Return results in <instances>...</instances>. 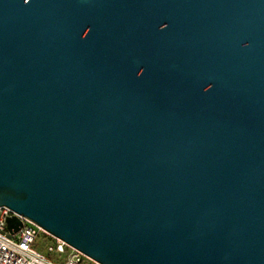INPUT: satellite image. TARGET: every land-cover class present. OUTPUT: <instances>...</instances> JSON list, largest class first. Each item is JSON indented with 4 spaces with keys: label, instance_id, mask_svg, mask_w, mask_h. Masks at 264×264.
Instances as JSON below:
<instances>
[{
    "label": "water",
    "instance_id": "obj_1",
    "mask_svg": "<svg viewBox=\"0 0 264 264\" xmlns=\"http://www.w3.org/2000/svg\"><path fill=\"white\" fill-rule=\"evenodd\" d=\"M1 206L100 264H264V0H0Z\"/></svg>",
    "mask_w": 264,
    "mask_h": 264
},
{
    "label": "built area",
    "instance_id": "obj_2",
    "mask_svg": "<svg viewBox=\"0 0 264 264\" xmlns=\"http://www.w3.org/2000/svg\"><path fill=\"white\" fill-rule=\"evenodd\" d=\"M15 215L22 221L19 231L12 234L7 228V218ZM45 233L52 239L46 249L49 253H66L59 262L35 247L37 238ZM0 264H100L78 249L67 245L60 238L45 232L27 217L15 213L6 206L0 207Z\"/></svg>",
    "mask_w": 264,
    "mask_h": 264
},
{
    "label": "rangeland",
    "instance_id": "obj_3",
    "mask_svg": "<svg viewBox=\"0 0 264 264\" xmlns=\"http://www.w3.org/2000/svg\"><path fill=\"white\" fill-rule=\"evenodd\" d=\"M50 242L47 240V239H44L43 237H42V235H40L38 238H37V240H36V243L35 244H38V245H35V247L37 248V249H39L40 251H43L44 253H46L49 257H51V258H53L54 260H56V261H59V262H61V261H63L65 258H66V253H62V254H60V253H56V252H54V253H49V252H47V249H46V247H47V245L49 244ZM39 244H43V249H40L39 248ZM52 255V256H51Z\"/></svg>",
    "mask_w": 264,
    "mask_h": 264
},
{
    "label": "trees",
    "instance_id": "obj_4",
    "mask_svg": "<svg viewBox=\"0 0 264 264\" xmlns=\"http://www.w3.org/2000/svg\"><path fill=\"white\" fill-rule=\"evenodd\" d=\"M42 237L44 238V239H47L48 241H51V237L49 236V235H47V234H45V233H42ZM38 245V244H37ZM40 246H39V248L40 249H43V244H39ZM52 256V255H51Z\"/></svg>",
    "mask_w": 264,
    "mask_h": 264
}]
</instances>
